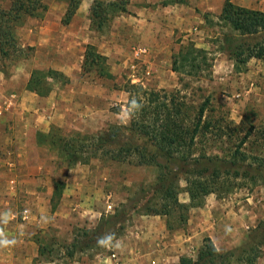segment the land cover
<instances>
[{
  "label": "rangeland",
  "instance_id": "374dc122",
  "mask_svg": "<svg viewBox=\"0 0 264 264\" xmlns=\"http://www.w3.org/2000/svg\"><path fill=\"white\" fill-rule=\"evenodd\" d=\"M44 1L48 6L44 16L28 18L17 31L20 44L25 47V52L21 53L15 62L9 64L6 75L0 71L3 75L0 81L7 89L0 100V117H36L43 111L44 105L33 96L27 100V104H30L31 107L25 108L21 114H18L14 112L13 104H9L6 97H11L12 87L21 86L25 80L27 82L32 69H46L39 66L44 59L41 54L39 58H36L37 45L30 44V42L36 41V38L42 39L40 36H43L42 28L46 22H58L59 25H53L57 27V35L62 36H58L60 37V44L68 43L74 52V56L78 57L84 53L87 44L95 45L99 52L103 51V49H99L100 42L104 40L103 37H106L114 19L124 16L123 13L116 15L107 28L104 27L103 30L97 31L91 27L90 9L84 13L86 12L85 8L84 12L79 15L77 25L68 29L61 22L67 7V0ZM84 1L86 6L91 2V0ZM127 1L128 6H130L132 0ZM165 1L167 0H158L155 4H163ZM136 3L146 6L152 5V2H147V0ZM126 13L128 12L124 14ZM218 15L204 13L202 16L204 17L203 23L195 24L193 27L196 29H192L191 33L188 32L189 36L183 38L185 34L178 29L175 30L173 37L165 42L169 47L173 46L174 48L172 57L182 46H186L190 42H193L197 48L206 50L205 61H202L201 70L198 72L192 74L178 73L172 70V62L169 66L171 70H168L163 62L160 67L161 73L156 72L153 75L152 72L151 76L145 75L149 63L142 59H136L133 55V48H137L138 45L146 46L138 42H127L128 44L125 42L124 45L118 43L116 52L120 59L114 58L111 63L107 61L110 71L114 70L113 78L98 77L95 73L83 74L81 70L79 83L88 82L93 89L91 92L97 95V98H93V105L98 109L95 113H89L88 117H110V121L101 130L82 132L97 133L107 129L108 125L128 124L130 120L125 118L124 113L129 110L131 103L129 93L126 90L130 85L142 86L138 81H133L136 77H140L143 79L142 81H146L145 86H142L143 88L161 91L160 95H163L162 91L164 90L168 96L167 102L169 101L175 106L179 105L181 117L186 124L191 123L197 108L205 103L204 117L210 122L208 130L206 129V138L203 142H197L195 146L198 151L204 150L210 154L222 155L239 149L253 157L260 155L264 158V59L251 58L245 66L236 68L228 50L220 49L223 36L232 30L219 21ZM83 27L84 31H82ZM79 28H81L80 34L83 38L90 36L92 43H78V40H81L80 35L79 38L74 35L71 36L72 38L64 40L65 34L63 32L71 30L74 33V30L78 32ZM150 71L153 69L150 68ZM57 85L63 87L65 83H57ZM34 98L38 101H34ZM78 103L81 104L82 101H78ZM75 115L81 117L80 114ZM113 117L114 120H112ZM64 129L69 131L72 128ZM248 132L249 134H247ZM246 135L247 140L242 147H238L241 139ZM33 156L35 160L32 167L25 171L28 173L26 174L28 177L25 176V179L29 181H25L24 184L31 186L37 193H41V197L34 201L36 205L29 202L28 199V196L36 197V194L26 192L19 196L20 191H18L17 182L14 185L10 183V179L15 173L10 170V166L7 164L10 156L0 154L1 160L5 158L0 167V197L4 195L10 200L13 197L16 198L14 204L0 205V212L6 208L19 213L24 208L25 210L30 208L33 211V208L38 205V208H35L38 213L44 212L50 215L49 227L40 229L35 239L43 241L44 246L47 247V252H50L44 255L42 259L51 257V261L55 264L91 262L98 259L97 256L101 254L105 256L113 252L118 257L124 256V254L130 257V251L127 250L135 240H138L136 232L144 231L143 228L146 226L158 228L162 219L166 225L169 220L174 230L176 228L186 229L187 222L183 225L179 223V216L188 214L189 218L198 208H202L206 204L211 205V201L216 203L217 200H220L221 203L227 205L220 207L221 204H215L220 207V211L223 207L231 210V216L239 218L237 226L245 231L236 244L227 248L218 245L221 251H229L239 247L252 229V227L246 229V225L251 223L254 228L257 222L264 218V184L261 182H250L249 179L236 180L238 183H243L242 186L232 188L230 192L221 197L214 193L209 194L205 198L203 206L189 207L186 210L183 205H189L190 200L186 191V177H183L178 180V198L181 207L176 209L170 217L148 215L145 214V207L147 201L154 197L157 176L155 167L137 165L128 161L115 162L98 156L92 158L88 163H78L68 169L55 153L44 147L40 151L36 150ZM252 162L254 161L252 160ZM56 180L60 181L63 190L60 198L52 202L53 186ZM47 191H49L48 194H46ZM71 192L72 194H69ZM109 205L111 208H108ZM114 215H117L116 220L123 218V221L120 222L122 227L119 230L120 236L114 235L113 240V244L119 241V247L96 246L76 250L73 256L68 255L70 251H73L71 243L80 229H95L104 221L115 220L113 219ZM149 220L152 221L149 222ZM151 239V237L145 238L144 241L147 242ZM149 245L147 246L149 247ZM121 247L126 249L125 253L120 251ZM196 252V248H191L183 255L194 256ZM148 256L146 254L143 261L149 262ZM263 257L262 254L258 263Z\"/></svg>",
  "mask_w": 264,
  "mask_h": 264
},
{
  "label": "trees",
  "instance_id": "16d2710c",
  "mask_svg": "<svg viewBox=\"0 0 264 264\" xmlns=\"http://www.w3.org/2000/svg\"><path fill=\"white\" fill-rule=\"evenodd\" d=\"M81 1L67 0L62 24L70 23ZM169 1L172 0H167L164 4ZM47 10L44 0H0V71L4 75L7 74L9 64L25 52V47L20 44L17 35L18 29L28 18H41ZM125 12H128L127 0H93L90 6L91 27L97 31L103 30L116 15ZM218 19L232 30L223 36L220 49L228 50L236 68L245 66L251 58L264 59V11L225 0ZM206 53V50L197 48L190 42L173 55L172 70L188 74L198 72L201 70L202 61H205ZM107 61V57L95 45L87 44L81 65L82 73L113 78ZM68 81L67 76L58 70L35 68L30 72L25 89L40 97H46L52 92L54 83ZM126 91L129 93L130 103L136 99L143 105L128 124L108 125L107 129L97 133L74 129L66 131L52 125L48 132L36 133L37 144L55 153L68 169L78 163H88L98 156L115 162L128 161L155 167L157 176L154 197L147 201L145 207V214L148 215L170 217L181 207L178 180L183 177H186V191L190 200L189 205H183L186 210L189 207L203 206L209 194L214 193L221 197L232 188L242 186L243 183L236 180L249 179L250 182L264 184L263 156L253 157L239 149L222 155L197 150L195 146L206 138V129L208 130L210 122L204 117L205 103L197 108L191 123L186 124L181 117L179 105L167 102L168 96L164 90L163 95H160L161 91L130 85ZM247 138V135L244 136L238 147H242ZM62 190L60 181H54L52 202L60 198ZM116 217L114 215L115 220L104 221L95 229H80L71 243L73 251L68 255L73 256L76 250L100 246L98 238L104 235L120 236V222L123 218L116 220ZM187 219L188 214H182L178 221L185 224ZM167 227L172 229L169 220ZM38 244V259L41 260L50 252H47L43 241L38 240ZM263 249L264 218L248 232L239 247L221 251L210 237H204L196 254L182 255L177 264H258ZM47 260H51V257Z\"/></svg>",
  "mask_w": 264,
  "mask_h": 264
},
{
  "label": "crops",
  "instance_id": "0c3cea01",
  "mask_svg": "<svg viewBox=\"0 0 264 264\" xmlns=\"http://www.w3.org/2000/svg\"><path fill=\"white\" fill-rule=\"evenodd\" d=\"M141 1L145 0H132L128 6V13H123L124 16L121 15L122 17L114 19L106 37H103L104 40L100 42L99 49H103L100 53L105 55L108 62L111 63L114 58L120 59L116 52L118 43L124 45L125 42H138L146 45H138V47L147 49V54L135 56L133 52V55L136 59H142L149 63L145 75L150 76L152 72L153 75L156 72H162L160 67L163 62L166 68L171 70L169 66H171L174 48L173 46L169 47L165 42L173 37L175 30L182 31L181 33L185 34L183 38L189 36L188 32L191 33L192 29H196L193 27L195 24L203 23L204 13L220 14L225 2V0H172L167 4L158 3L156 5L155 2L158 0H147V2H152L151 6L136 3ZM231 1L242 7L264 11V0ZM84 2V0L81 1L70 23L64 25L65 28L69 29L71 26L77 25L79 15L84 12L85 8L86 12L84 13L89 11L91 2L87 6ZM53 24L59 25L58 22H46L42 28L43 36H40L42 39L36 38V41L30 42V44L37 45L36 58H39L40 54L43 56L44 60L39 65L40 67L58 70L65 74L69 81L63 87L57 85V83L63 84L62 82H56V85L54 83L52 92L46 97H40L25 89V80L21 86L12 87L13 92L11 97H6L7 102L13 104L14 112L21 114L25 108L31 107L30 104H27V100L34 96L40 100L45 109L43 108V111L37 116L33 114L36 117H0V154L10 156L7 164L10 166V170L15 172L10 183L14 185L17 182L19 196L26 192L36 194V197L28 196L29 202L33 204L36 199H39L38 197H41V193H37L31 186L24 183L29 181L25 179V176L28 177L26 175L28 173L25 171L33 165L35 160L33 153L43 149L37 144L36 133L38 131L48 132L52 125L63 129L72 128L78 131L95 132L104 128L110 121V117H88L89 113H95L98 108L93 105V98H97V95L91 92L93 89L88 82L79 83L84 53L78 57L74 56L68 43L60 44L58 36L61 35H57V27ZM82 31H84V27ZM80 32L81 28L78 29V32L74 30V33L71 30L63 32L65 34L63 38L67 40L74 35L79 38L80 35L82 41L78 40V43H92L90 36L83 38ZM131 67L134 66L131 65ZM150 68L153 71H150ZM111 73L113 74L114 70H111ZM2 78L3 75L0 72V79ZM142 80V78L136 77L133 81H138L142 86H145L146 81ZM5 90H7L6 87L0 81V100ZM36 100L34 98V101ZM78 101H82V103L80 104ZM75 114H80L81 117H77ZM123 122L125 123V121ZM4 160L5 158L0 159V167ZM14 201H16L14 197L12 200L4 195L0 197V205L3 206L14 204ZM215 204H221L220 207L227 206L217 200L216 203L211 201V205L206 204L202 208H198L197 211H192L193 213L187 220L186 229H169L162 219L160 227L146 226L143 228L144 231L136 232L138 240H135L127 250L130 251L131 256L121 255L118 257L119 263H111L97 256L98 259L81 264H177L179 258L191 248L198 250L204 237H210L218 249V245L223 248L232 246L242 238L245 231L237 226L239 218L232 217L231 210L223 207L220 211V207ZM35 208H38V205ZM35 208L33 211L30 208L27 210L24 208L20 213L10 211L8 208L1 210L0 214L10 213V215L6 223L1 221L0 228L4 230L9 239H14L15 243L11 246L0 247V264H55L51 260L38 259L39 244L35 237L40 229L49 227L51 216L44 212L38 213ZM151 221L149 220V222ZM250 227L253 228L251 223L246 225V229H250ZM149 237L152 238L147 241L151 243L150 245L144 241ZM120 251L125 253L126 249L121 247ZM146 254L149 255V262L143 261ZM73 264H78V262ZM258 264H264V257Z\"/></svg>",
  "mask_w": 264,
  "mask_h": 264
},
{
  "label": "clouds",
  "instance_id": "9594fccd",
  "mask_svg": "<svg viewBox=\"0 0 264 264\" xmlns=\"http://www.w3.org/2000/svg\"><path fill=\"white\" fill-rule=\"evenodd\" d=\"M142 104L138 103L136 99H133L131 101V106L129 110L124 113L126 119H131L133 116L142 108ZM10 213H3L0 214V221L6 223L7 219L9 217ZM114 240V234H107L100 238H98V244L102 247H119V241H116L115 244H113ZM15 243L14 239H9L7 234L4 232L2 228H0V247H7L11 246Z\"/></svg>",
  "mask_w": 264,
  "mask_h": 264
},
{
  "label": "built area",
  "instance_id": "2783aa9c",
  "mask_svg": "<svg viewBox=\"0 0 264 264\" xmlns=\"http://www.w3.org/2000/svg\"><path fill=\"white\" fill-rule=\"evenodd\" d=\"M133 52L135 54V56H139V55H144L148 53V50L143 48V47H137V48H133ZM108 208H111V206L109 205ZM99 257L103 258L104 260H107L109 262H115V263H119L118 262V256L115 252L111 253L110 255H99Z\"/></svg>",
  "mask_w": 264,
  "mask_h": 264
}]
</instances>
